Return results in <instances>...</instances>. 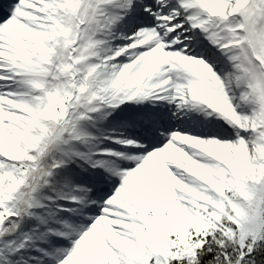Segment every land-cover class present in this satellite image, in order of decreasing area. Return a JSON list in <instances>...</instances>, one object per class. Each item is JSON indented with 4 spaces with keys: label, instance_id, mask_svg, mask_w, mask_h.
Masks as SVG:
<instances>
[{
    "label": "snow or ice",
    "instance_id": "snow-or-ice-1",
    "mask_svg": "<svg viewBox=\"0 0 264 264\" xmlns=\"http://www.w3.org/2000/svg\"><path fill=\"white\" fill-rule=\"evenodd\" d=\"M0 264H264V0H0Z\"/></svg>",
    "mask_w": 264,
    "mask_h": 264
}]
</instances>
